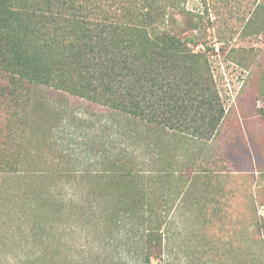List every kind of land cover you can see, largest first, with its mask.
Here are the masks:
<instances>
[{
    "label": "trees",
    "instance_id": "obj_1",
    "mask_svg": "<svg viewBox=\"0 0 264 264\" xmlns=\"http://www.w3.org/2000/svg\"><path fill=\"white\" fill-rule=\"evenodd\" d=\"M185 1L124 0L118 9L113 5L108 10L109 2H118L0 0V79L46 87L66 102L70 95L100 106L120 130L116 135L131 137L121 146L115 140L97 167H68L55 178L64 187L76 183L65 190L72 192L68 201L77 205L75 215L89 217L88 223L92 217L98 221L105 240L128 221L131 231L142 232L134 243L140 260L133 264L162 262L168 249L173 252V247L185 244L188 214L194 221L202 212L200 227L211 233L224 213L223 171L214 156L202 160L203 148L218 136L225 114L210 50L195 52L190 45L204 47L201 37L183 41L166 23L168 9ZM0 90L11 108L26 98L29 105L26 93L7 92L2 86ZM10 139L9 131L0 137V176L29 165L23 152L13 150ZM194 143L201 149L196 151ZM36 174L39 170L23 172L21 186L31 185L35 201L46 207L41 189L50 187L54 173L47 178L49 173L42 172L39 179ZM232 175L231 171L228 178ZM178 217L184 226L178 229L179 243L172 247L167 242L165 250V236L176 227ZM41 222L33 221L29 230L42 228ZM200 227L194 228L192 237L202 234ZM131 240L125 239L123 247ZM127 249L125 256L113 250L100 253L92 263L132 264L126 255L130 246Z\"/></svg>",
    "mask_w": 264,
    "mask_h": 264
},
{
    "label": "rangeland",
    "instance_id": "obj_2",
    "mask_svg": "<svg viewBox=\"0 0 264 264\" xmlns=\"http://www.w3.org/2000/svg\"><path fill=\"white\" fill-rule=\"evenodd\" d=\"M116 1L107 2V9L113 5L118 9L124 0ZM168 10L166 23L171 33L187 42L201 37L204 47L191 44L192 50H210L225 114L218 136L203 148L202 160L205 163L209 155L214 156L218 170L223 171L220 187L224 185L226 193L221 197L224 213L211 233L200 227L202 212L196 213L199 217L194 221L193 214H188L187 242L173 247L182 233L178 229L184 230L178 217L164 240L165 250L167 242H172L173 252L168 249L162 262L154 259L152 264H264V0H186ZM0 86L7 92L26 93L30 100L29 105L26 98L11 108L0 90V137L9 131L8 143L23 152L30 165L0 176V264H93L100 253L113 250L122 256L129 246L130 263L138 262L134 243L142 232L131 231L128 221L123 229L113 230L112 239L105 240L98 221L92 217L88 223L89 217L75 215L77 205L68 201L72 192L65 190L76 183L64 187L55 178L68 167H97L115 140L121 146L131 137L116 135L120 130L100 106H89L69 94L66 102L54 90L9 79H0ZM193 145L196 151L201 149ZM33 170H39L36 179L42 172L49 173L47 178L54 173L50 187L41 189L46 207L35 201L31 185L21 186L23 172ZM231 171L233 178H228ZM206 201L210 203L209 197ZM35 220L42 221V228L31 232ZM199 227L202 234L192 237ZM128 236L134 241L123 247Z\"/></svg>",
    "mask_w": 264,
    "mask_h": 264
}]
</instances>
